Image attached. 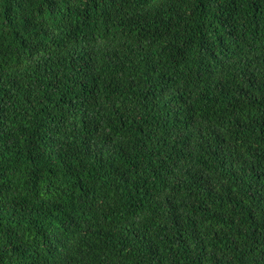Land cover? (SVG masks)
I'll return each mask as SVG.
<instances>
[{
  "label": "trees",
  "instance_id": "16d2710c",
  "mask_svg": "<svg viewBox=\"0 0 264 264\" xmlns=\"http://www.w3.org/2000/svg\"><path fill=\"white\" fill-rule=\"evenodd\" d=\"M0 264H264V0H0Z\"/></svg>",
  "mask_w": 264,
  "mask_h": 264
}]
</instances>
